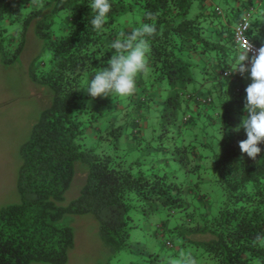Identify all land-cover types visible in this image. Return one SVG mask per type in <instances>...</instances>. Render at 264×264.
<instances>
[{"label": "trees", "instance_id": "1", "mask_svg": "<svg viewBox=\"0 0 264 264\" xmlns=\"http://www.w3.org/2000/svg\"><path fill=\"white\" fill-rule=\"evenodd\" d=\"M110 2L112 9L98 32L89 23L94 15L89 0H0L3 61L21 57L26 31L34 27L50 58L37 73L33 66L31 77L53 94L21 148L22 202L0 209V264L67 263L75 245L68 214L97 218L101 239L112 253L101 264H170L181 252H190L199 264H264V247L253 245L257 234H264V143L256 160L241 153L239 142L246 133L234 129L245 114V97L235 73H219L230 69L232 49L238 51L234 27L246 11L252 25L253 9L247 6L253 1L231 5L226 21L214 0ZM148 11L158 14L149 72L137 76L132 95L93 99L84 89L97 69L107 67L111 42L150 22ZM16 23L22 25L19 34L9 35L8 24ZM259 26L264 28V23ZM256 33L251 26L248 34L261 46ZM196 67L201 70L200 86L214 85L222 77L229 84L222 93L230 88L233 95L220 93L215 103L211 90L189 91L188 84L197 81ZM157 87L159 98L154 99ZM152 103L166 106L164 115L170 113L176 126L169 129L162 121L161 137L153 147L145 138L146 129L155 126V121L147 122L151 112L146 108ZM195 128L207 133L205 141L196 133L190 137ZM213 128L219 130L221 149L208 154L205 146L213 145L206 139ZM134 141L135 147L124 146ZM141 148L144 154L133 159L129 152ZM79 161L88 168L86 182L75 199L61 205ZM209 170L214 172L211 179ZM146 206L152 211L166 207L156 227V236H164L163 253L148 247L137 253L130 240L138 226L131 209L144 211Z\"/></svg>", "mask_w": 264, "mask_h": 264}, {"label": "rangeland", "instance_id": "2", "mask_svg": "<svg viewBox=\"0 0 264 264\" xmlns=\"http://www.w3.org/2000/svg\"><path fill=\"white\" fill-rule=\"evenodd\" d=\"M214 2L220 5L221 9L224 10L222 19L226 21L227 13L230 17L228 11H231V5H235L234 1L214 0ZM255 3L256 8H258V2ZM261 24V17L259 15H254L251 26L255 29L257 34L263 38V30L259 26ZM21 28L22 25L19 23L8 24V34L17 36ZM232 54H236L234 49L231 51V55ZM49 58L50 53L43 49V41L37 37L35 29L32 26L26 31L25 47L18 60L12 58V60L9 61L10 63L6 64L0 53V209L7 205L22 202V195L18 188L19 170L22 163L21 148L30 138L42 111L49 106L53 99V94L49 93L50 90L47 87L33 81L31 69L33 66L37 67V73L41 64H43V62L47 63ZM194 72L196 73L197 81L188 84L189 91L193 92L194 89L197 88L200 92L207 93L208 90H211L215 103L219 102L220 93L224 95V97L233 95L229 91L230 88L227 94L222 93L224 90L220 91L221 85L219 84H207L206 87L200 86V83H202L201 70L196 67ZM143 78L146 83H148V75L143 76ZM163 85L165 87L163 93L166 97L169 93L168 82L164 81ZM146 86H148L147 90L151 89L149 84ZM159 90V87H157L156 92L154 91V99L159 98V94H157ZM181 100L183 99L181 98ZM182 102L184 106V100ZM121 107L124 108L123 106ZM164 108L162 105H154V103L146 108L151 112L147 113V122L154 123L155 121L154 128L157 129L154 130L153 127L146 129L145 138L151 139L153 142V144H150L151 147L155 145V139L161 137L159 136L161 134V130L159 129L162 127V121L168 128L170 126H175L171 125V120L168 116L170 113L164 115ZM212 111L213 109L211 108L210 112ZM152 118L156 119L152 120ZM171 129H176V126ZM218 131V128L209 130L211 136L208 140L206 139V141L211 142L213 146L211 148L205 146L208 154L212 152V148L218 151L221 149L220 134ZM194 133L197 134V137H199L201 141H205L204 135L207 133H204L203 130L195 128V130L190 131V137ZM194 141L196 142L195 138ZM135 145V141L134 143L126 142L124 144L125 147H135ZM142 151L141 148L137 151L133 150V152H129V154H133L131 157L136 159L139 154V156L144 154ZM203 152H205L204 149ZM173 160L174 159H172V162L174 163ZM204 161H209V159L206 158ZM172 162L171 167L173 166ZM212 173L214 174L212 170L207 172L210 179L214 177ZM87 174V166L80 161L77 162L74 179L65 193L64 201L60 203L61 205H67L79 195L83 184L86 182ZM182 174L183 171H180L178 179L182 178ZM214 193L220 192L216 191ZM138 208L139 209H131V213H133L135 217V222L138 223V226L131 230L130 235V240L137 248L135 249L136 252L140 253V250H145V248L148 247L150 249H157L159 252L163 253L164 248H162L161 245L163 243L162 241H164V236L161 233L160 237L156 236V227L161 225V220L166 213V207L159 206L155 211H152L150 206H146L144 211L142 208ZM65 220L71 224L75 231V245L69 250V260L65 264H101L112 255L109 247L101 239L100 225L93 214H68ZM172 220L176 221V218H172ZM125 256L123 260L128 261ZM31 264L45 263L33 262ZM135 264H138V262L135 261Z\"/></svg>", "mask_w": 264, "mask_h": 264}, {"label": "clouds", "instance_id": "3", "mask_svg": "<svg viewBox=\"0 0 264 264\" xmlns=\"http://www.w3.org/2000/svg\"><path fill=\"white\" fill-rule=\"evenodd\" d=\"M36 2L31 0V3ZM88 6L94 14L89 23L95 31H102L112 9L110 0H89ZM145 15L150 22L120 33L111 42L113 54L107 60V67L97 69L84 89L93 99L132 95L136 90L137 76L149 72L150 41L158 35L155 23L158 14L148 11ZM233 73L251 80L245 89V114L234 130H244L247 138L239 142V148L242 154L256 160L262 152L259 145L264 143V44L255 48L250 43L239 55L236 64H230L227 75ZM257 244L264 247V234H257L254 238L253 245ZM170 264H199V261L190 252H181Z\"/></svg>", "mask_w": 264, "mask_h": 264}, {"label": "crops", "instance_id": "4", "mask_svg": "<svg viewBox=\"0 0 264 264\" xmlns=\"http://www.w3.org/2000/svg\"><path fill=\"white\" fill-rule=\"evenodd\" d=\"M234 1V4L236 5H239L240 3H241V1L242 0H233ZM245 1V0H244ZM253 2H252V5L250 6H247V7H252V9H253V15H259L260 17H261V21L264 23V15H263V10H264V0H252ZM255 2H258L257 3V7L258 8H256V6H255ZM245 3V2H244ZM247 5H248V2L246 3ZM262 30H263V35H264V28H262ZM256 35H258L257 33H256ZM259 36V35H258ZM263 37V36H262ZM264 38V37H263ZM263 38H261L260 36H259V38H258V40L260 41V42H262V43H264V40H263ZM235 49V51H236V54H232V55H230L229 56V61L230 62H232V64L233 65H235L236 64V61H237V59H238V51L236 50V48H234ZM221 71L222 70H220L219 71V73H221ZM236 75H237V78H234V81L236 82V84H237V88H238V86L240 87V90H241V92L243 91V95H244V97H246V92H245V89H246V87H247V85L249 84V83H251V80L249 79V80H246V78H244L243 76H241L239 73H235ZM233 75H234V73H233ZM222 79V77L219 79V81L218 82H215L216 84H219V85H221V88H220V91H223V90H227V87L226 86H229V84L228 83H225L224 81H222L221 80ZM208 85H213V84H208ZM199 93H201L200 91H198ZM225 92V91H224ZM203 94V93H202ZM224 96V95H223Z\"/></svg>", "mask_w": 264, "mask_h": 264}, {"label": "built area", "instance_id": "5", "mask_svg": "<svg viewBox=\"0 0 264 264\" xmlns=\"http://www.w3.org/2000/svg\"><path fill=\"white\" fill-rule=\"evenodd\" d=\"M218 12H221L220 8H217ZM251 27V12L246 11L242 17L238 20L234 27V39L237 43L239 55L246 50L248 45L252 43L255 48H259L260 45L255 43L249 36L248 32ZM229 72V69L221 71L223 76H229L227 73Z\"/></svg>", "mask_w": 264, "mask_h": 264}]
</instances>
